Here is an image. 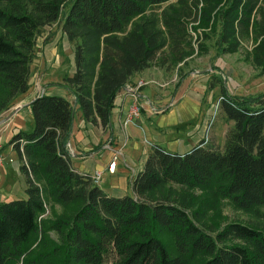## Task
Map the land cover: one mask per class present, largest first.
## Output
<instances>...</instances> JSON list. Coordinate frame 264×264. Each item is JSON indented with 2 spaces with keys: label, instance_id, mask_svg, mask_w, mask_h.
I'll use <instances>...</instances> for the list:
<instances>
[{
  "label": "trees",
  "instance_id": "trees-1",
  "mask_svg": "<svg viewBox=\"0 0 264 264\" xmlns=\"http://www.w3.org/2000/svg\"><path fill=\"white\" fill-rule=\"evenodd\" d=\"M167 1L0 0V112L27 91L43 27L60 22L74 64L57 83L73 101L37 95L28 103L30 130L16 131L7 142L18 159L25 197L0 201V264L29 253L32 238L44 228L48 202L74 209L48 222L59 243L27 262L101 264L113 253L114 264H189L195 258L198 264H264V221H228L214 231L201 223L219 199L246 212L264 205V93L229 94L218 78V105L232 121L222 149L205 145L203 138L181 154L151 144L129 180L130 194L107 195L71 165L67 142L74 110L112 140L113 99L129 78L150 67L165 39L173 64L190 54L191 5L200 3L192 28H201L202 38L212 33L218 52L230 53L247 33L260 0H177L156 16L153 8ZM184 42L187 51L180 47ZM256 48L264 57V38Z\"/></svg>",
  "mask_w": 264,
  "mask_h": 264
},
{
  "label": "crops",
  "instance_id": "crops-1",
  "mask_svg": "<svg viewBox=\"0 0 264 264\" xmlns=\"http://www.w3.org/2000/svg\"><path fill=\"white\" fill-rule=\"evenodd\" d=\"M56 34L45 43L35 42V47L39 46L38 53L36 48L35 56L38 54L40 57L38 64L33 62L35 57L30 66L37 64L40 72L38 69L32 72L30 68L31 76L27 91L17 95L13 106L0 113V155L3 157V162L0 164V201L14 199L17 196L25 197V183L18 169V159L10 145H3L1 135L4 134L6 139L18 130H30L32 119L28 103L41 93L57 95L73 101V96L67 89L57 85L64 73L71 74L74 71L72 45L68 43L63 33L59 32L57 36ZM65 49L68 50L66 60L59 61ZM51 69L55 71L59 69V76L56 72L53 74ZM154 74V71L149 70L148 67L131 76L127 83H133L144 76L154 79ZM32 78H35L33 86L30 85ZM124 87L115 95L110 110L112 140L109 138L106 140L107 132L98 123L91 124L84 121L80 112L74 110L67 142L70 162L74 169L86 173L102 170L103 177L100 182H104V185L100 187L99 182L98 187L107 195L114 197L128 194L129 180L141 169L151 144L181 154L202 137L207 118L206 101H201L202 92L198 90L202 87L188 88L186 84H177L173 85L171 92L161 93L158 92L157 87L144 85L138 89L136 95L140 107L138 117L122 127L120 122L122 115L132 103V96ZM189 111L190 113L185 115ZM172 115L171 120L162 119ZM99 142L102 144L94 148ZM123 142L115 167L112 172H108L106 166L112 152Z\"/></svg>",
  "mask_w": 264,
  "mask_h": 264
},
{
  "label": "rangeland",
  "instance_id": "rangeland-1",
  "mask_svg": "<svg viewBox=\"0 0 264 264\" xmlns=\"http://www.w3.org/2000/svg\"><path fill=\"white\" fill-rule=\"evenodd\" d=\"M176 1L177 0H168L166 3L153 8L152 11L156 16H158L159 12L166 5L175 4ZM199 5L200 3L197 4L196 8H198ZM190 7L192 14L186 24L187 32L190 35V54L186 55L184 62L173 64L171 61L172 55L170 51V41L169 39H165L164 46L162 47L160 53L151 62L149 70H152L155 73L153 75L155 79H153L154 81H168V84L163 87H159L154 86L155 84L153 83H148L145 87L152 85L153 87H157L158 92L161 91V93L169 92L173 85L175 86L177 84H186L188 88L202 87V89L198 90L202 92L201 101H206V107H204L207 118L201 138L205 140V145L220 150L222 149L225 134L232 126V121L225 119L218 105L220 99L218 78L222 79L225 89L229 94L254 96L264 93V57L256 48L258 42L264 38V0L259 1L258 7L252 16L251 24L247 33L238 38L237 49L230 53L218 52L213 41L215 36L212 33L206 38H202L200 33L201 28L197 27L196 30L192 28L198 24V15H195L196 8L192 5ZM59 24L60 22H53L50 25L43 27L41 33L36 38V41L38 43H41L42 41L43 43V38H51L55 33H57V36L59 32L62 34ZM159 28L162 27L159 26ZM202 29L207 31V28ZM164 34L165 33L163 31V35ZM199 42H201L203 46L202 49H198ZM38 47H36L37 53ZM180 47L182 50L187 51L186 42L182 43ZM67 51L68 50L65 49L62 53V57H59V61L62 60L64 62V60H66ZM35 57L36 58L33 62L34 64H38L40 55L37 54ZM161 58H164V64L159 65L158 62ZM37 64L36 66H30L32 72L35 69H38L40 72V67L37 66ZM51 71L53 74L56 72L57 76H59V69L57 71L51 69ZM182 74L183 76L180 78V75ZM212 75L214 77H211ZM145 77L148 76H144V78L142 77L140 79L152 80L151 77ZM57 78L59 79V77ZM33 81H35V78L31 79V86H33ZM208 81H211L210 86L208 85ZM14 100L15 98L11 101V105L9 107L13 106L15 102ZM189 113L190 111L185 115ZM172 117L173 115L163 117L162 119L168 121L169 119L171 120ZM10 137L11 135L5 139L4 134L1 135L3 145L7 144ZM103 185L104 182H100V187ZM128 194H130L129 190ZM15 198H18V196ZM73 209V205L61 206L53 202H48L46 204L45 213L42 215V219L45 221L44 228L40 234H37L34 238H32L33 240L28 250L29 253L25 256H20L18 260H10L4 264H51L44 261L42 258H40L36 263L27 262L26 259L36 255V253L47 251L53 245L59 243L57 233L53 229H48V222L53 220L55 217L68 216ZM228 221H241L259 224L264 221V205L258 206L256 211L246 212L235 208L227 199H219L214 204V208L209 209L204 213L201 223L206 229L214 231L216 228L222 226ZM162 239L166 242L170 251L173 252L172 238L165 234L162 236ZM114 262L115 256L113 253H110L106 255L101 264H114ZM189 264H198V259L195 258L191 260Z\"/></svg>",
  "mask_w": 264,
  "mask_h": 264
},
{
  "label": "built area",
  "instance_id": "built-area-1",
  "mask_svg": "<svg viewBox=\"0 0 264 264\" xmlns=\"http://www.w3.org/2000/svg\"><path fill=\"white\" fill-rule=\"evenodd\" d=\"M148 83H153L155 84V86H164L168 84V81L165 82H156L153 79L151 80H143V79H137L135 80L133 83H127L125 84V91L129 92V94L132 96V103L131 105L127 108V110L123 113L122 118L120 120L121 122V126L125 127L127 126L129 123L132 122V120L136 117H138L139 115V105L137 103V91L141 86H144ZM124 145V142L120 145L119 148L113 150L112 155H111V159L108 162L106 169L108 172H112L114 167H115V162L117 159V156L119 155V151L122 148V146ZM68 147V145H67ZM3 162V157L0 155V164ZM90 180L92 181V183L98 185L99 182L101 181V177H102V170H93L90 173H87Z\"/></svg>",
  "mask_w": 264,
  "mask_h": 264
}]
</instances>
